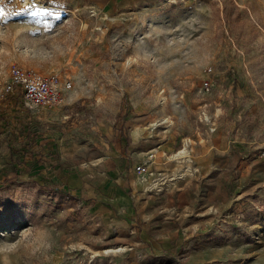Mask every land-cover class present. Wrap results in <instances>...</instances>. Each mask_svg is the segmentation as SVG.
I'll list each match as a JSON object with an SVG mask.
<instances>
[{"label": "rangeland", "instance_id": "374dc122", "mask_svg": "<svg viewBox=\"0 0 264 264\" xmlns=\"http://www.w3.org/2000/svg\"><path fill=\"white\" fill-rule=\"evenodd\" d=\"M0 264H264V0H0Z\"/></svg>", "mask_w": 264, "mask_h": 264}, {"label": "built area", "instance_id": "2783aa9c", "mask_svg": "<svg viewBox=\"0 0 264 264\" xmlns=\"http://www.w3.org/2000/svg\"><path fill=\"white\" fill-rule=\"evenodd\" d=\"M9 83L12 94H21L24 104L30 109L54 110L64 103L66 92L72 88L71 82L63 81L58 75H46L19 65L11 68ZM210 84V81H205L203 88L209 91ZM136 171L143 173L145 163L136 166Z\"/></svg>", "mask_w": 264, "mask_h": 264}, {"label": "crops", "instance_id": "0c3cea01", "mask_svg": "<svg viewBox=\"0 0 264 264\" xmlns=\"http://www.w3.org/2000/svg\"><path fill=\"white\" fill-rule=\"evenodd\" d=\"M83 183L81 182V180L78 178H74L71 181V185H73L74 187H78L79 185H82ZM86 191V190H85ZM117 191L118 192V188H112V190L109 192V196H112V198H115L114 201H117V204L121 207L123 206V208L127 211H132L134 212V209L132 208L131 202H130V197L127 193L124 192V190L119 189L120 193L118 192V194H114V192ZM104 192V191H103ZM105 193V192H104ZM107 194V193H106ZM97 195H100L99 192H94V191H89L88 190V196H92V197H97ZM116 195V196H115ZM115 196V197H114ZM108 198V197H107ZM119 201V202H118ZM132 209V210H131ZM96 211H102L103 210V203H98V205L95 207Z\"/></svg>", "mask_w": 264, "mask_h": 264}, {"label": "bare ground", "instance_id": "6f19581e", "mask_svg": "<svg viewBox=\"0 0 264 264\" xmlns=\"http://www.w3.org/2000/svg\"><path fill=\"white\" fill-rule=\"evenodd\" d=\"M68 95V94H67ZM73 97V96H72ZM71 99V98H70ZM65 101V100H64ZM186 153V149L185 150H182V151H180L178 154H175V155H173L174 157H177V156H179V155H181V154H185ZM141 182V181H140ZM142 184H145L146 183V179L144 178V181H142L141 182ZM146 186V185H145Z\"/></svg>", "mask_w": 264, "mask_h": 264}]
</instances>
